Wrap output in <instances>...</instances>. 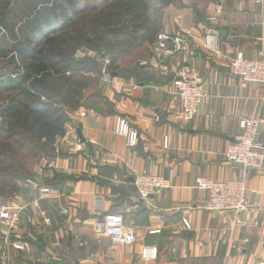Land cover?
Returning <instances> with one entry per match:
<instances>
[{
  "label": "crops",
  "instance_id": "obj_1",
  "mask_svg": "<svg viewBox=\"0 0 264 264\" xmlns=\"http://www.w3.org/2000/svg\"><path fill=\"white\" fill-rule=\"evenodd\" d=\"M218 7L223 12L215 16ZM181 27L192 37L178 56L159 60L148 42L107 75L88 76L93 82L66 134L57 138L52 154L31 164V179L54 193L43 198L27 181L19 185L15 201L38 198L51 225L39 210L27 208L33 219L26 231L22 221L20 238L32 244L33 255L12 251L18 264H264V169L245 175L226 159L242 133L241 119L264 120V86L244 85L229 71L240 54L264 55V3L173 0L163 10L160 34L177 35ZM209 36L218 37L216 51L205 46ZM186 64L201 73L210 96L187 123L179 120L182 105L173 87L175 73ZM120 116L139 133L135 149L115 133ZM257 142L264 145V124ZM139 174L171 178V187L145 201L134 185ZM201 176L245 179L255 207L241 214L245 226H236L232 212L205 208L209 194L195 187ZM112 215L121 216L134 234L132 245H115L97 229ZM145 249H156V257L144 259Z\"/></svg>",
  "mask_w": 264,
  "mask_h": 264
},
{
  "label": "trees",
  "instance_id": "obj_2",
  "mask_svg": "<svg viewBox=\"0 0 264 264\" xmlns=\"http://www.w3.org/2000/svg\"><path fill=\"white\" fill-rule=\"evenodd\" d=\"M173 0H0V198L13 200L19 181L33 177L13 140L40 156L81 106L83 91L102 63H117L154 44ZM60 101V103L58 102Z\"/></svg>",
  "mask_w": 264,
  "mask_h": 264
},
{
  "label": "built area",
  "instance_id": "obj_3",
  "mask_svg": "<svg viewBox=\"0 0 264 264\" xmlns=\"http://www.w3.org/2000/svg\"><path fill=\"white\" fill-rule=\"evenodd\" d=\"M255 2L263 4L264 0H255ZM222 12V7H218L215 16L221 15ZM214 19L215 17L211 18V20ZM187 37H192V34L182 27L177 35L159 34L157 41L153 44L156 58L165 60L188 50ZM205 46L208 50L216 51L218 49L217 36H209ZM80 52L88 57L93 56L91 52L87 55L83 51ZM99 61L103 65L101 73L107 75L110 60L100 58ZM229 71L244 85L264 86V55L260 59H248L240 54L231 62ZM173 87L174 94L182 105L179 120L185 123L191 122L199 114L201 106L210 98L205 89L203 76L196 68L183 65L175 73ZM262 124H264V120L259 118L245 117L241 119L242 133L236 137L226 153L227 161L241 166L245 175L264 169V145L257 142ZM115 133L126 137L130 149H135L138 146L139 133L126 118L121 116L117 118ZM115 160H119V157H115ZM128 163L131 164L132 160L130 159ZM28 183L39 189L44 194L43 198H48L54 193L49 187H40L37 180L31 179ZM134 185L140 197L147 201L171 187V178L139 174L135 178ZM195 187L209 194L205 207L208 211L232 212L235 215L236 226L242 227L247 224V221L241 218V214L250 213L254 211L255 207L248 201V188L245 179L218 182L212 178L201 176L196 179ZM29 206L34 211L39 210L45 224L51 225L48 213L40 209L38 198L28 205H1L0 264H18L12 256V251L22 254L24 257H30L33 254V247L29 241H22L20 237V241H18L15 238L21 229L22 214ZM65 213L67 214L68 211ZM184 225L190 228L188 220H184ZM97 229L103 231L115 245H132L135 242L134 234L124 227L123 218L119 215H112L105 223L98 225ZM158 232L159 230L152 231V233ZM227 233L226 231L223 233L224 237ZM156 254V249H145L143 258L153 259Z\"/></svg>",
  "mask_w": 264,
  "mask_h": 264
},
{
  "label": "rangeland",
  "instance_id": "obj_4",
  "mask_svg": "<svg viewBox=\"0 0 264 264\" xmlns=\"http://www.w3.org/2000/svg\"><path fill=\"white\" fill-rule=\"evenodd\" d=\"M159 36V35H158ZM158 38V37H157ZM189 38H191V37H189ZM218 38V37H217ZM80 51H83V52H85L86 53V55L87 54H89L90 53V51H87L86 49H81ZM78 52V55L79 56H81V57H88V56H85L83 53H81V52ZM92 53V55L93 56H91V57H89V58H92V59H95L96 61H99V57H102L103 59H109L110 60V64L109 65H111V58L109 57V56H101V55H98V54H94L93 52H91ZM179 55V54H178ZM178 55H175V56H173V57H176V56H178ZM173 57H170V58H173ZM166 60V59H165ZM100 62V61H99ZM186 65H188V64H186ZM189 66H191V65H189ZM193 67V66H192ZM195 68V67H194ZM201 74V73H200ZM14 144H13V146H14V148L17 150V152L19 151V154H20V156H19V159H21L22 160V162L24 163V164H26L27 165V168L29 169V170H32V167H31V164H33V162L35 161V159L36 158H38V157H40V155H37L34 151H32L31 149H29V148H22L21 149V146H19V145H21L20 143H19V140L16 138V139H14L13 141H12ZM34 166V165H33ZM29 180H31V178L30 179H28V180H26L27 182L29 181ZM26 181H23V180H21V181H19V185L22 183V182H26ZM30 186H32L30 183H28ZM33 187V186H32ZM16 197V196H15ZM15 197H14V201L13 200H4L3 198H0V206L1 205H28V202L30 201V200H26V201H22V202H16L15 200ZM48 197V196H47ZM35 198V197H34ZM34 198H30L31 200H36V199H34ZM31 204V203H30ZM28 208H30L31 209V211H33L34 212V210L32 209V207H28ZM27 210V209H26ZM25 210V212L22 214V217H21V229H20V231H19V233H18V235H17V237H15L16 238V240H18V241H20L19 240V237L21 236V234H22V229H23V224H22V221L24 222V231H26V229L29 227V223H30V221H32V215H30V217H27L30 213H28V211H26ZM26 213H27V215H26ZM25 217V218H24ZM22 241H26V240H24V239H21ZM30 243V242H29ZM31 246H32V244H31ZM33 247V246H32ZM33 255V254H32ZM31 255V256H32ZM30 256V257H31ZM30 257H24V258H30Z\"/></svg>",
  "mask_w": 264,
  "mask_h": 264
},
{
  "label": "water",
  "instance_id": "obj_5",
  "mask_svg": "<svg viewBox=\"0 0 264 264\" xmlns=\"http://www.w3.org/2000/svg\"><path fill=\"white\" fill-rule=\"evenodd\" d=\"M59 103H60V101H58ZM77 133H78V136H79V138L84 142V137H83V134H82V131H81V129H77Z\"/></svg>",
  "mask_w": 264,
  "mask_h": 264
}]
</instances>
